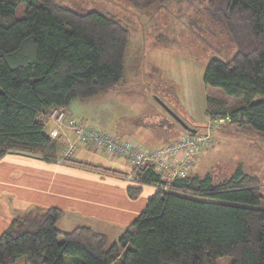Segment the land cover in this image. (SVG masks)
Returning <instances> with one entry per match:
<instances>
[{"label": "trees", "instance_id": "trees-1", "mask_svg": "<svg viewBox=\"0 0 264 264\" xmlns=\"http://www.w3.org/2000/svg\"><path fill=\"white\" fill-rule=\"evenodd\" d=\"M126 1L140 10L166 2ZM196 1L236 46L231 58L206 62L203 83L241 97L229 105L207 95L206 116L264 133V0ZM128 40L126 23L97 10L79 12L58 0H0V159L15 152L126 176L71 157L59 160L60 142L38 117L123 80ZM130 173L133 182L157 190L116 241L86 224L60 230L58 207L30 208L0 234V264H220V258L264 264V182L257 174L241 164L221 178L189 171L165 182L151 165ZM140 192L139 185L127 188L131 198Z\"/></svg>", "mask_w": 264, "mask_h": 264}, {"label": "rangeland", "instance_id": "rangeland-1", "mask_svg": "<svg viewBox=\"0 0 264 264\" xmlns=\"http://www.w3.org/2000/svg\"><path fill=\"white\" fill-rule=\"evenodd\" d=\"M58 1L79 12L97 10L114 16L129 28L123 80L95 97L76 101L86 104L84 111L95 125L134 139L139 132L159 131H168V136L178 132L174 137L171 134L175 138L185 131L169 108L198 131L211 126L212 142L195 156L203 157L206 163L200 169L202 174L210 171L221 178L241 164L264 182V133L228 122L210 124L205 114L206 95L224 98L229 105L241 97L226 95L219 87L203 83L206 62L212 57L231 58L236 46L209 21L196 0H166L160 8L143 10L126 0ZM167 139L163 135L152 145L160 146ZM109 235V243L118 239ZM227 261L219 259L220 264ZM15 264L23 263L19 260Z\"/></svg>", "mask_w": 264, "mask_h": 264}, {"label": "crops", "instance_id": "crops-1", "mask_svg": "<svg viewBox=\"0 0 264 264\" xmlns=\"http://www.w3.org/2000/svg\"><path fill=\"white\" fill-rule=\"evenodd\" d=\"M82 103L75 102L67 108L66 118L80 119L95 125L84 111L86 104ZM45 128L47 131L50 129L48 125ZM112 133L121 139L138 141L145 148L155 147L153 142L163 135L168 137V143L176 138H172L171 134L173 137L178 134L172 132L168 136V131L139 132V136L134 139L124 132ZM73 137L74 132L70 128L61 126L56 138L61 145L59 157L67 141ZM71 158L112 168L124 174L131 171L124 157L102 154L88 143L79 144ZM205 164L203 157L197 155L190 173L204 175L200 169ZM131 185L141 186L137 197H129L127 188ZM156 190L155 185L137 184L127 175H109L62 161L47 162L36 156L9 152L0 159V234L13 217L22 215L30 208L43 210L54 206L64 211L57 222L60 230L66 231L86 224L107 236L111 234L118 238Z\"/></svg>", "mask_w": 264, "mask_h": 264}, {"label": "built area", "instance_id": "built-area-1", "mask_svg": "<svg viewBox=\"0 0 264 264\" xmlns=\"http://www.w3.org/2000/svg\"><path fill=\"white\" fill-rule=\"evenodd\" d=\"M50 129L47 131L51 138L58 135L61 126H67L74 132L72 140L68 141L60 158L71 157V153L79 144L88 143L99 152L108 156H122L131 168L151 165L159 174L160 180L170 182L176 177H184L191 170L195 156L200 149L212 142L211 126L204 133H185L173 141L155 148H145L138 141L130 138H118L114 133L107 132L97 125L83 120L66 118L63 107H54L38 117ZM222 118H213L210 124L219 123ZM132 179L131 173L127 174Z\"/></svg>", "mask_w": 264, "mask_h": 264}, {"label": "water", "instance_id": "water-1", "mask_svg": "<svg viewBox=\"0 0 264 264\" xmlns=\"http://www.w3.org/2000/svg\"><path fill=\"white\" fill-rule=\"evenodd\" d=\"M167 109V108H166ZM168 112L173 116V118L181 125L187 132L195 133L196 129L189 126L187 123L183 121L182 118H180L175 112H173L171 109H167Z\"/></svg>", "mask_w": 264, "mask_h": 264}]
</instances>
